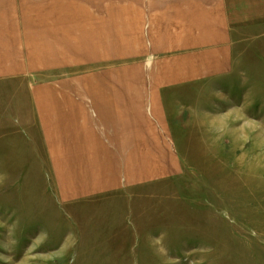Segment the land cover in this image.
<instances>
[{"label": "rangeland", "instance_id": "374dc122", "mask_svg": "<svg viewBox=\"0 0 264 264\" xmlns=\"http://www.w3.org/2000/svg\"><path fill=\"white\" fill-rule=\"evenodd\" d=\"M0 264H264V0H0Z\"/></svg>", "mask_w": 264, "mask_h": 264}]
</instances>
